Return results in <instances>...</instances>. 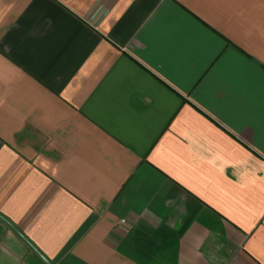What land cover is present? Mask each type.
Instances as JSON below:
<instances>
[{
    "label": "crops",
    "instance_id": "obj_1",
    "mask_svg": "<svg viewBox=\"0 0 264 264\" xmlns=\"http://www.w3.org/2000/svg\"><path fill=\"white\" fill-rule=\"evenodd\" d=\"M44 257L264 264V0H0V264Z\"/></svg>",
    "mask_w": 264,
    "mask_h": 264
},
{
    "label": "water",
    "instance_id": "obj_2",
    "mask_svg": "<svg viewBox=\"0 0 264 264\" xmlns=\"http://www.w3.org/2000/svg\"><path fill=\"white\" fill-rule=\"evenodd\" d=\"M10 223V222H9ZM10 225L18 232V233H20L19 232V230H17V228H15V226L14 225H12L11 223H10ZM20 235L36 250V251H38L36 248H35V246L33 245V244H31V242H29V240L26 238V237H24L21 233H20ZM44 259L49 263V264H51L49 261H48V259L47 258H45L44 257Z\"/></svg>",
    "mask_w": 264,
    "mask_h": 264
}]
</instances>
